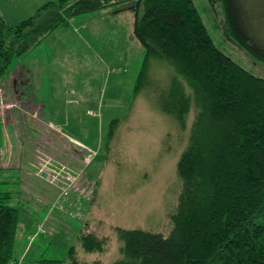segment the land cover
I'll return each mask as SVG.
<instances>
[{"label": "rangeland", "instance_id": "obj_1", "mask_svg": "<svg viewBox=\"0 0 264 264\" xmlns=\"http://www.w3.org/2000/svg\"><path fill=\"white\" fill-rule=\"evenodd\" d=\"M47 1L0 0V18L10 26L18 24ZM192 1L215 46L264 78V61L254 59L223 30L217 0ZM134 2H112L80 15L88 17L58 28L23 56L20 62L32 68L34 90L44 108L30 88L25 65L17 64L12 72L18 78L15 85L6 80L1 97L14 105L0 102V182H5L0 190L11 191L9 204L19 208L14 263L40 257L64 260L71 246L74 258L83 263L110 264L120 258L117 228L166 236L173 227L170 218L182 191L176 164L188 145L195 111L191 108L179 121L160 110L154 97L172 72L158 62L148 74L150 85L132 98L143 59L131 35ZM245 8L253 37L264 43V0H249ZM114 118L120 122L108 143V123ZM44 163L49 171L62 166L72 170L79 179L78 194L62 197L45 174H37ZM24 231H32L27 240ZM79 232L104 239L102 250L86 253ZM24 246L30 251L23 257Z\"/></svg>", "mask_w": 264, "mask_h": 264}, {"label": "trees", "instance_id": "obj_2", "mask_svg": "<svg viewBox=\"0 0 264 264\" xmlns=\"http://www.w3.org/2000/svg\"><path fill=\"white\" fill-rule=\"evenodd\" d=\"M120 1L51 0L18 24L0 18V96L7 79L15 85L12 72L17 64L23 68V56L55 30ZM134 1L131 35L143 59L132 98L150 85L148 74L158 62L172 72L154 97L160 110L179 121L191 108L195 115L176 164L182 191L170 233L117 228L120 258L110 264H264V78L215 46L192 0ZM248 1L217 0L223 30L264 61V43L253 37L246 19ZM0 101L14 105L9 98ZM119 122L108 123V143ZM12 198L11 191L0 190V264H17L13 246L20 216L19 208L9 204ZM77 236L86 253L104 247L105 240L92 232ZM72 249L64 260L40 257L19 264H87L74 258Z\"/></svg>", "mask_w": 264, "mask_h": 264}, {"label": "built area", "instance_id": "obj_3", "mask_svg": "<svg viewBox=\"0 0 264 264\" xmlns=\"http://www.w3.org/2000/svg\"><path fill=\"white\" fill-rule=\"evenodd\" d=\"M1 100L2 97L0 96ZM1 102V101H0ZM4 105L7 107H13V105L9 103H4ZM87 149V148H86ZM45 169H38L37 174L40 176V174H45V181L48 183H52L56 186H58L61 190L60 193H62V197H68L69 194H78V188L79 185V179L74 176V173L72 170H69L68 168H65L64 166L61 167L59 170H50L48 169L47 165L44 163ZM41 168H44L43 166ZM47 169V171H46ZM41 228H38V232H40Z\"/></svg>", "mask_w": 264, "mask_h": 264}, {"label": "crops", "instance_id": "obj_4", "mask_svg": "<svg viewBox=\"0 0 264 264\" xmlns=\"http://www.w3.org/2000/svg\"><path fill=\"white\" fill-rule=\"evenodd\" d=\"M91 13H88V15H90ZM87 17L88 16H86V17H78L79 19H82V21L83 20H85V19H87ZM78 18L77 19H74L73 20V22H76L77 20H78ZM26 66V68H27V75H28V77H29V80H30V88H31V90H33V93L35 94V95H37V100H38V104H40L41 105V108H44V105H42V102H41V99L39 98L40 96H41V94H39V91H37V90H34L35 89V83L32 81V76H33V74H34V72L32 71V68H31V70L28 68V65H25ZM37 103V102H36ZM2 166V165H1ZM32 232V231H31ZM31 232H29V231H24V238H26V240L28 239L27 238V236L29 235V234H31ZM33 243V242H32ZM31 244V243H30ZM22 250V252H21V256H27L28 254H29V251H30V249H29V247H28V250L26 251V247L24 246L23 247V249H21ZM25 253V254H24ZM20 256V257H21ZM33 260V259H32Z\"/></svg>", "mask_w": 264, "mask_h": 264}]
</instances>
